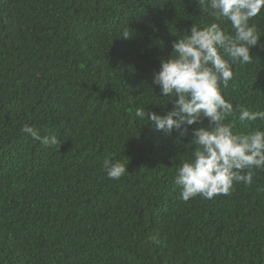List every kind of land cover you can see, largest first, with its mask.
I'll return each instance as SVG.
<instances>
[{
	"label": "trees",
	"instance_id": "1",
	"mask_svg": "<svg viewBox=\"0 0 264 264\" xmlns=\"http://www.w3.org/2000/svg\"><path fill=\"white\" fill-rule=\"evenodd\" d=\"M210 22L196 0H0V264H264V169L184 201L175 169L192 146L134 115L174 36ZM250 23L264 34V9ZM261 45L223 89L252 111H264ZM24 124L57 135L58 151ZM113 155L129 171L118 180Z\"/></svg>",
	"mask_w": 264,
	"mask_h": 264
},
{
	"label": "clouds",
	"instance_id": "2",
	"mask_svg": "<svg viewBox=\"0 0 264 264\" xmlns=\"http://www.w3.org/2000/svg\"><path fill=\"white\" fill-rule=\"evenodd\" d=\"M196 2L212 22L191 23L189 29L177 32L171 52L159 59L158 70H152L151 102L137 106L134 113L140 130L148 125L165 136L176 130L175 143L192 146L175 169L184 201L198 195L206 199L228 195L235 183H251L254 169H264V128L239 133L234 123L264 121V111L234 105L223 93L233 80V66L252 63L250 51L264 34L250 21L264 9V0ZM222 21H228L230 29L222 27ZM169 103L172 108L164 115L149 107ZM21 131L56 151L61 146L57 135H41L34 125L24 124ZM104 170L113 180L129 173L114 155L104 160Z\"/></svg>",
	"mask_w": 264,
	"mask_h": 264
}]
</instances>
